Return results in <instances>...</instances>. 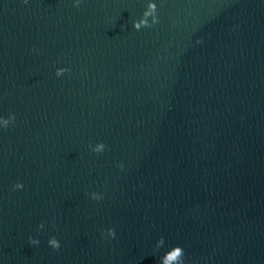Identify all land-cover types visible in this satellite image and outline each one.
<instances>
[{
  "label": "water",
  "instance_id": "95a60500",
  "mask_svg": "<svg viewBox=\"0 0 264 264\" xmlns=\"http://www.w3.org/2000/svg\"><path fill=\"white\" fill-rule=\"evenodd\" d=\"M154 2L0 0V264H126L263 163L264 0Z\"/></svg>",
  "mask_w": 264,
  "mask_h": 264
},
{
  "label": "clouds",
  "instance_id": "9594fccd",
  "mask_svg": "<svg viewBox=\"0 0 264 264\" xmlns=\"http://www.w3.org/2000/svg\"><path fill=\"white\" fill-rule=\"evenodd\" d=\"M24 4L28 3V0H23ZM82 3V0H74L73 7H79ZM159 23V14L157 9V4L154 0H148L146 9L142 13L141 17L138 20H134L132 22V27L136 31H140L143 28H153L156 24ZM197 44L202 43V40H197ZM70 69L68 68H58L56 70L55 75L57 77L62 76L64 73L69 72ZM16 117L15 114L10 113L7 118L0 117V127L8 128V126L15 121ZM89 149L94 153H102L106 149V145L102 142L96 143L94 146L89 145ZM119 168L123 169L124 165H118ZM22 183H15L13 185V191L23 189ZM90 198L95 201H99L103 199L102 194H98L96 192H92L89 194ZM39 228H44V224L41 223L38 225ZM101 235L103 238H115L116 232L113 228H108L106 230H102ZM29 243L31 245H38L39 240L32 238L31 236L28 238ZM48 245L53 250H59L60 248V241L55 237H51L47 241ZM164 245V237L161 236L156 242V248L159 249ZM159 264H185V251L181 246H172L170 250L165 252V254L160 258Z\"/></svg>",
  "mask_w": 264,
  "mask_h": 264
}]
</instances>
